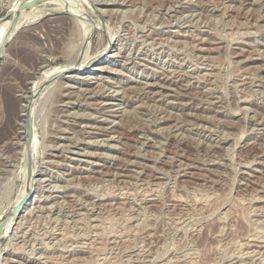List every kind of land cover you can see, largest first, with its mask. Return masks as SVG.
I'll return each instance as SVG.
<instances>
[{
    "label": "rangeland",
    "instance_id": "1",
    "mask_svg": "<svg viewBox=\"0 0 264 264\" xmlns=\"http://www.w3.org/2000/svg\"><path fill=\"white\" fill-rule=\"evenodd\" d=\"M0 48V264H264V0H0Z\"/></svg>",
    "mask_w": 264,
    "mask_h": 264
},
{
    "label": "bare ground",
    "instance_id": "2",
    "mask_svg": "<svg viewBox=\"0 0 264 264\" xmlns=\"http://www.w3.org/2000/svg\"><path fill=\"white\" fill-rule=\"evenodd\" d=\"M33 1H36V0H33ZM45 0H37V2H39V3H42V2H44ZM55 3L56 4H61V3H59L58 1H55ZM34 4V3H33ZM33 4H31V5H33ZM60 6H62V5H60ZM65 7H67V8H72L73 6H72V4L71 3H68L67 2V4L65 5ZM64 8V7H63ZM72 10V9H71ZM79 11V10H78ZM75 13H77L76 12V9H75ZM79 13H80V11H79ZM76 16L77 17H79L78 16V14H76ZM81 16V15H80ZM84 17V16H83ZM79 19V18H78ZM85 19V18H84ZM80 20H82V18L80 19ZM13 23V22H12ZM46 24V23H45ZM17 31V30H16ZM15 30H14V28L12 27V25H11V27H10V29H9V32H8V34H7V37H6V41L11 37V36H13L14 35V33L16 32ZM5 45V44H4ZM1 48H0V54H1ZM73 63H71V65H67V66H56V67H54V68H52V69H49L50 70V73H48L49 75L51 74V75H54V76H57V75H61L62 73H64V72H67V71H70V70H75V71H80V70H82L83 69V65H85L84 63H81V64H75L74 63V65H72ZM97 69V68H96ZM34 112V111H33ZM33 112H32V114H33ZM34 115V114H33ZM29 116V119H30V121H31V124H32V130H33V121H32V118H31V110L30 109H28V111H27V114H26V128H25V132H24V134H25V142H26V145L27 146H29L30 145V143H31V139H32V137H33V133H32V136L29 138V139H27V134H26V132H27V117ZM30 187V186H29ZM159 189V188H158ZM27 194V193H26ZM22 204V203H21ZM22 206H23V204H22ZM17 207V206H16ZM15 208V207H14ZM16 212H14V210L9 214V217H8V219H4V228H3V231H2V233L0 234V238H1V236L4 234V231H5V229H6V227H7V225H8V223H9V221H10V219H11V217L12 216H14V217H16Z\"/></svg>",
    "mask_w": 264,
    "mask_h": 264
},
{
    "label": "water",
    "instance_id": "3",
    "mask_svg": "<svg viewBox=\"0 0 264 264\" xmlns=\"http://www.w3.org/2000/svg\"><path fill=\"white\" fill-rule=\"evenodd\" d=\"M29 4L31 5L33 3H29ZM17 22H18V17H15L12 23L13 28L16 26ZM32 133H33L32 124L28 116L27 117V132H26L27 139H29L32 136ZM22 207H23L22 204L18 205L17 207H15L14 212L18 213ZM3 228H4V221L0 223V234L3 231Z\"/></svg>",
    "mask_w": 264,
    "mask_h": 264
}]
</instances>
